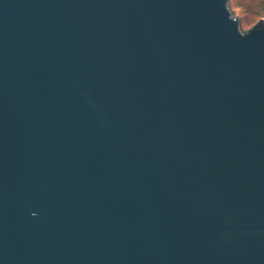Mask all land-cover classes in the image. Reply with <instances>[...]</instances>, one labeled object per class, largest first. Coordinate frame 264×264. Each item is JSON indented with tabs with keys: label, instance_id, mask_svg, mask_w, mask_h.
Segmentation results:
<instances>
[{
	"label": "water",
	"instance_id": "1",
	"mask_svg": "<svg viewBox=\"0 0 264 264\" xmlns=\"http://www.w3.org/2000/svg\"><path fill=\"white\" fill-rule=\"evenodd\" d=\"M0 264H264V17L0 0Z\"/></svg>",
	"mask_w": 264,
	"mask_h": 264
},
{
	"label": "rangeland",
	"instance_id": "2",
	"mask_svg": "<svg viewBox=\"0 0 264 264\" xmlns=\"http://www.w3.org/2000/svg\"><path fill=\"white\" fill-rule=\"evenodd\" d=\"M231 11L239 19L241 29H248L264 17L263 0H228Z\"/></svg>",
	"mask_w": 264,
	"mask_h": 264
},
{
	"label": "trees",
	"instance_id": "3",
	"mask_svg": "<svg viewBox=\"0 0 264 264\" xmlns=\"http://www.w3.org/2000/svg\"><path fill=\"white\" fill-rule=\"evenodd\" d=\"M263 6H264V0H263Z\"/></svg>",
	"mask_w": 264,
	"mask_h": 264
}]
</instances>
